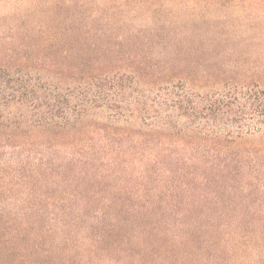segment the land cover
<instances>
[{
    "label": "rangeland",
    "instance_id": "374dc122",
    "mask_svg": "<svg viewBox=\"0 0 264 264\" xmlns=\"http://www.w3.org/2000/svg\"><path fill=\"white\" fill-rule=\"evenodd\" d=\"M0 63L65 103L100 79L115 107L182 79H257L264 0H0ZM32 127L0 129V264H264V139L201 143L193 167L136 162L122 135L111 152L104 135L75 145L69 127Z\"/></svg>",
    "mask_w": 264,
    "mask_h": 264
},
{
    "label": "trees",
    "instance_id": "16d2710c",
    "mask_svg": "<svg viewBox=\"0 0 264 264\" xmlns=\"http://www.w3.org/2000/svg\"><path fill=\"white\" fill-rule=\"evenodd\" d=\"M261 68L256 69L257 79L244 73L241 74L245 76L235 74L212 84L202 83L198 90L182 79L181 84L173 86L164 99L154 98L149 104L139 100L125 101L115 107L113 102H118L114 98L116 94L109 96L105 93L107 90L102 87L105 85L98 78V81L93 78L89 83L94 91L87 97L72 96L65 103L56 95L49 93V96L45 89L37 88L31 77H22L20 83L11 85L9 68L0 63V129H19L23 123H31L37 128L69 127L70 133L75 132L70 144H78L73 137L79 133L94 137L104 135L108 142H101L102 146L114 152L113 139L108 137L112 133L130 140L124 152L126 155L127 152L137 153L134 155L136 162H141L140 157H147L149 153L154 157L157 155L156 158L177 156L195 167L204 160L199 148L201 143L222 148L231 144L242 145L248 139H264V74L259 73ZM117 82L114 91H126V86ZM128 105L133 110L126 108ZM34 110L39 113L37 119ZM108 112H114V117L107 116ZM95 115L105 122L95 121L86 128V119ZM58 119L61 124H56ZM118 120L125 123L121 134L114 131ZM147 120H151L150 123L140 129ZM90 140L94 146L99 143L93 137Z\"/></svg>",
    "mask_w": 264,
    "mask_h": 264
}]
</instances>
